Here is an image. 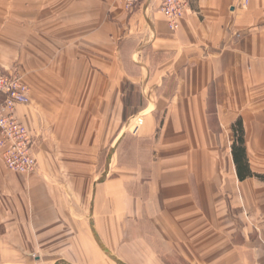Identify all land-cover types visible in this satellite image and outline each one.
Wrapping results in <instances>:
<instances>
[{
    "label": "crops",
    "instance_id": "0c3cea01",
    "mask_svg": "<svg viewBox=\"0 0 264 264\" xmlns=\"http://www.w3.org/2000/svg\"><path fill=\"white\" fill-rule=\"evenodd\" d=\"M160 2L0 0V67L29 89L15 115L38 163L0 162L6 264H264V0H189L176 32ZM125 85L146 101L126 119L150 147L136 169L119 162Z\"/></svg>",
    "mask_w": 264,
    "mask_h": 264
},
{
    "label": "built area",
    "instance_id": "2783aa9c",
    "mask_svg": "<svg viewBox=\"0 0 264 264\" xmlns=\"http://www.w3.org/2000/svg\"><path fill=\"white\" fill-rule=\"evenodd\" d=\"M142 0H116L122 10L130 15L139 7ZM248 0H242V8ZM189 0H161L159 11L165 18L168 28L176 32ZM28 87L21 79L6 73L0 67V160L13 173L34 174L37 170L35 140L15 115L18 106L29 103ZM141 125L142 119H137Z\"/></svg>",
    "mask_w": 264,
    "mask_h": 264
},
{
    "label": "rangeland",
    "instance_id": "374dc122",
    "mask_svg": "<svg viewBox=\"0 0 264 264\" xmlns=\"http://www.w3.org/2000/svg\"><path fill=\"white\" fill-rule=\"evenodd\" d=\"M28 91H29V89H28ZM122 94L124 95V106L125 107H124L123 114H122L123 120L121 123V128H122L123 134H125L126 136L124 135L125 136V137H123L124 139L122 138L123 141H122V146H121V152L119 153V158H120L119 162L121 163V166L124 169H128V167L136 169L135 163H137V161H139L138 159L142 157V154H144V152L147 151L145 149L150 150V147H148L149 146L148 143L147 144H145V142L144 143L141 142V144L139 143L140 141H138V139H137L138 137H136V135H134L135 133L134 134L131 133V129H130L129 124H128L129 122L126 119L129 115H135L136 114L135 117L133 118L135 120H131V121H132L133 126H139L138 122H137V119L139 118L138 114L144 110V107L146 105L145 104L146 101H145V98L142 95V93L138 90V88L134 89L131 85H125L124 90H122ZM28 95H29V92H28ZM210 95H212V91H210ZM211 102H212V97H211L209 103H211ZM145 145L147 147H144ZM109 153H108V149L105 148L103 150V152L99 155L98 162L96 165V167L98 169H100V167H102V166L104 167V164L107 162V157H108ZM89 157H91V155H89ZM68 160H70V159H68ZM0 162L2 163L1 160H0ZM89 162L91 163V159L89 160ZM142 162H143V160H141L139 163H142ZM37 168H38V166H37ZM139 168H140V172H139L140 177L142 179L146 178L145 174L148 172L145 173V171H144L145 167L143 169V167H141V165H139ZM6 170H8V169L6 168ZM112 171H113V169H112ZM9 172H11V171H9ZM70 173H76V172H70ZM122 173H127V172L122 171ZM16 174H20L24 177H29L32 175V174H26V173L25 174L16 173ZM9 245H10V241L8 243V236L0 235V262L1 263L3 262V264H6V261H8V259L12 260L11 258H14L13 262H15V258L17 256L16 251H7V250L3 251V250H1L2 246H9ZM8 255L10 256V258H7ZM118 257L119 258L121 257L120 259L125 260V262H122V261H120V259L118 260L116 258V260L120 264H139V263L144 264V261H140L136 257H135L136 260L130 259L129 252L127 250L120 252V255ZM106 259L108 260L107 262L109 264H117L116 262H114L111 259H108V258H106Z\"/></svg>",
    "mask_w": 264,
    "mask_h": 264
},
{
    "label": "trees",
    "instance_id": "16d2710c",
    "mask_svg": "<svg viewBox=\"0 0 264 264\" xmlns=\"http://www.w3.org/2000/svg\"><path fill=\"white\" fill-rule=\"evenodd\" d=\"M238 130L236 131V141L232 146V156L234 159V163L236 165L237 168V174L239 179H243V177L240 174V164L243 163L245 165H247L246 159H245V154H244V148H243V135H242V127H241V123L238 122ZM248 175V174H247ZM259 178H264V177H260L257 176Z\"/></svg>",
    "mask_w": 264,
    "mask_h": 264
},
{
    "label": "bare ground",
    "instance_id": "6f19581e",
    "mask_svg": "<svg viewBox=\"0 0 264 264\" xmlns=\"http://www.w3.org/2000/svg\"><path fill=\"white\" fill-rule=\"evenodd\" d=\"M168 25V24H167Z\"/></svg>",
    "mask_w": 264,
    "mask_h": 264
}]
</instances>
